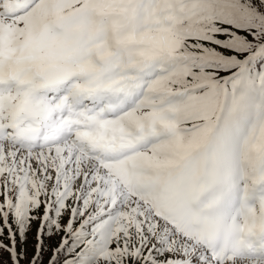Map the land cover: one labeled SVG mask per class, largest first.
I'll return each instance as SVG.
<instances>
[{
    "label": "snow or ice",
    "instance_id": "obj_1",
    "mask_svg": "<svg viewBox=\"0 0 264 264\" xmlns=\"http://www.w3.org/2000/svg\"><path fill=\"white\" fill-rule=\"evenodd\" d=\"M61 175L110 264H264V0H0V189Z\"/></svg>",
    "mask_w": 264,
    "mask_h": 264
},
{
    "label": "rangeland",
    "instance_id": "obj_2",
    "mask_svg": "<svg viewBox=\"0 0 264 264\" xmlns=\"http://www.w3.org/2000/svg\"><path fill=\"white\" fill-rule=\"evenodd\" d=\"M71 177L75 183L81 184V176L71 175ZM51 184H53L52 181L46 184L44 195L39 198V204L25 200L21 195L22 191L18 190L20 185L9 182L6 188L0 189V204L5 209L0 218L4 225V228H0V236L5 232L7 240L4 246L8 252L10 264H53L59 250L63 247L64 240L79 224L80 219L98 213L101 204L95 208L97 202L93 194V196H77L74 191L65 197L60 209L48 210L49 201L51 206L52 199L49 193ZM28 210H34L35 213H29ZM34 223L35 231H32ZM91 224L92 227H96L97 220H93ZM116 225L117 221L113 223V231ZM14 229L15 233L17 232V238L14 236ZM113 231L110 234V242ZM106 259L108 254H104L96 264H106Z\"/></svg>",
    "mask_w": 264,
    "mask_h": 264
},
{
    "label": "trees",
    "instance_id": "obj_3",
    "mask_svg": "<svg viewBox=\"0 0 264 264\" xmlns=\"http://www.w3.org/2000/svg\"><path fill=\"white\" fill-rule=\"evenodd\" d=\"M28 212L35 213L34 210H28ZM0 228H4L1 220ZM32 231H35V223L32 227ZM14 236L17 238L15 229ZM88 239L93 240L94 238L90 237L87 227L83 226L78 233L70 235L64 241L63 247L59 250L53 264H96L99 262L104 254H108L111 242L104 243V241L102 243H93ZM6 240L7 238L4 232L3 235L0 236V243L5 245ZM6 250V248L0 245V264H10V259ZM106 264H110L109 259H106Z\"/></svg>",
    "mask_w": 264,
    "mask_h": 264
},
{
    "label": "clouds",
    "instance_id": "obj_4",
    "mask_svg": "<svg viewBox=\"0 0 264 264\" xmlns=\"http://www.w3.org/2000/svg\"><path fill=\"white\" fill-rule=\"evenodd\" d=\"M60 131H67V129H63V130H60ZM60 133L58 132L57 135H59ZM47 143H49L48 141H44L43 144L47 145Z\"/></svg>",
    "mask_w": 264,
    "mask_h": 264
}]
</instances>
